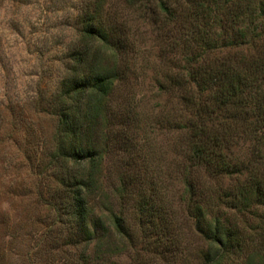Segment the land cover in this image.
Segmentation results:
<instances>
[{"label":"rangeland","instance_id":"1","mask_svg":"<svg viewBox=\"0 0 264 264\" xmlns=\"http://www.w3.org/2000/svg\"><path fill=\"white\" fill-rule=\"evenodd\" d=\"M135 1L0 0V264H75L85 249L69 244L70 221L59 212L68 168L77 174L82 166L54 162L53 154L60 110L71 105L61 97L63 83L83 71L81 53L102 45L82 32L85 16L93 12L123 48L113 58L103 47L99 60L118 76L88 134L101 155L95 218L109 224L113 213L121 215L136 243L106 264H174L181 250L190 264H200V251L208 245L182 200L186 179L196 186L208 218L219 217L244 241L241 256L228 264H242L246 255L264 256V205L252 194L245 201L251 175L264 182V121L256 122L259 112L264 118V74L241 106L200 116L197 107L211 103L212 89L200 94L194 83L177 89V73H183L182 59L189 54L183 46L177 50V20L167 22ZM260 2L246 0L242 11ZM262 22L264 17L248 12L225 29L213 26L218 45L203 54L204 62L230 58L244 66L261 59ZM243 26L247 32L237 39ZM237 40L238 45L229 44ZM193 93L195 104H188L184 97ZM196 126L208 131L211 144L221 140L218 150L232 164L230 172L191 163ZM145 204L150 213L142 214Z\"/></svg>","mask_w":264,"mask_h":264},{"label":"trees","instance_id":"2","mask_svg":"<svg viewBox=\"0 0 264 264\" xmlns=\"http://www.w3.org/2000/svg\"><path fill=\"white\" fill-rule=\"evenodd\" d=\"M245 1H135L137 4H144L146 12L154 9V12L164 16L166 19L164 20L167 22L177 20V32L180 34V36L177 35V50L180 46H183L185 53H189L184 55L182 59L184 65H180V70L188 78L183 77L181 72L177 73V89L186 88L189 83L197 84V91L200 94L207 91L208 87L212 89V91H209L211 103L208 102L204 106L199 104L197 107L200 116L212 115L220 110H227L231 106H234V108L241 106L247 98L246 93L249 90L253 91L255 87L260 85L258 80L260 75L264 74V56L261 58L262 60L259 56L253 58L252 62L244 64V66L243 63L230 58H225L220 62L207 63L204 62L203 58L204 53L215 49L218 45L217 37L210 32L213 26L225 29L224 26L229 21L237 20V18L248 12L252 16L264 17V0H261L258 7L252 8V11L248 9L242 11V4ZM176 3L177 7H175ZM97 10H99L98 7L95 11ZM96 13L98 12L85 16L82 32L87 38L99 41L102 45L92 53L85 51V56L81 53L78 64L82 65L83 71H80L74 79L63 83L61 97L67 96L71 105H65L60 110L59 128L56 132L53 154L54 162H62L66 165L77 163L82 166V170L77 174L68 168V174L70 175L67 179H64L67 191L66 200L59 210L60 215L68 216V221H70L69 244L72 246L85 244V249L74 259L75 264L77 262L82 264H106L111 262L113 258L130 251L136 245L135 233L125 223L121 215L113 213L109 224L103 221L102 216L95 218V195L99 190L96 171L101 155L89 143L90 137L88 134H92V131H94L95 124L104 106V100L110 93L118 76L115 68H104L99 60L103 58L104 48L110 49L113 58L123 52L120 37L115 36V31L105 29ZM155 21L158 20L155 19ZM262 23L264 25V22ZM239 32L241 36L237 39L245 36L247 27L239 28ZM104 44L108 47L103 46ZM229 44L238 45L239 41ZM220 46H226V44ZM193 95L194 93L188 98L183 96L188 104H195ZM258 119L256 121L258 125L261 124V120L264 121L260 112ZM195 128L189 145V160L191 163L203 165L207 168L218 167L223 168V170H231L232 164L223 155L221 149L218 150L221 140L217 137V140L211 144V140L206 138L208 131L197 126ZM234 166H237V163L234 162ZM245 168L248 169L247 166ZM245 192V201L249 200L248 195L252 194L257 203L264 205L263 181L251 175ZM198 194L196 186L186 179L181 193L182 200L186 203V210L195 223L197 233L203 237L208 245L206 249L200 251V264H228L231 262L232 257L236 259L241 256L244 241L237 230L226 226L219 217L208 218L207 212L198 202ZM144 206L139 208L142 214L146 213V210L150 213V209L148 211L146 204ZM152 215L150 214V216ZM154 223L157 222L154 221ZM157 225L161 224L157 223ZM261 228L264 231V225ZM178 243L179 240L177 239V249ZM105 246L106 249H102ZM90 249H92V253ZM165 251L162 252L163 258H166L167 251ZM257 256L259 257L260 254L246 255L240 261L242 264H264V256H260L261 261L256 262ZM91 259H93L92 262H89ZM173 259L174 264L176 262L177 264H190L188 257L184 255L182 250L177 251V258ZM112 262L115 264V261Z\"/></svg>","mask_w":264,"mask_h":264}]
</instances>
